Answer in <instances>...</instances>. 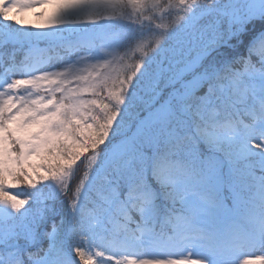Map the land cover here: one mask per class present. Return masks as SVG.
<instances>
[{"label": "snow or ice", "instance_id": "1", "mask_svg": "<svg viewBox=\"0 0 264 264\" xmlns=\"http://www.w3.org/2000/svg\"><path fill=\"white\" fill-rule=\"evenodd\" d=\"M0 264H264V0H0Z\"/></svg>", "mask_w": 264, "mask_h": 264}, {"label": "rangeland", "instance_id": "2", "mask_svg": "<svg viewBox=\"0 0 264 264\" xmlns=\"http://www.w3.org/2000/svg\"><path fill=\"white\" fill-rule=\"evenodd\" d=\"M28 18L34 20L35 18L31 16V14H29Z\"/></svg>", "mask_w": 264, "mask_h": 264}, {"label": "trees", "instance_id": "3", "mask_svg": "<svg viewBox=\"0 0 264 264\" xmlns=\"http://www.w3.org/2000/svg\"><path fill=\"white\" fill-rule=\"evenodd\" d=\"M30 19V18H29Z\"/></svg>", "mask_w": 264, "mask_h": 264}]
</instances>
